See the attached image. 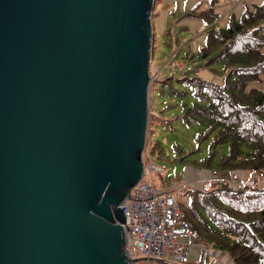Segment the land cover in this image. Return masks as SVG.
<instances>
[{
  "label": "water",
  "instance_id": "obj_1",
  "mask_svg": "<svg viewBox=\"0 0 264 264\" xmlns=\"http://www.w3.org/2000/svg\"><path fill=\"white\" fill-rule=\"evenodd\" d=\"M155 0H0V264H135ZM160 262V261H158Z\"/></svg>",
  "mask_w": 264,
  "mask_h": 264
},
{
  "label": "trees",
  "instance_id": "obj_2",
  "mask_svg": "<svg viewBox=\"0 0 264 264\" xmlns=\"http://www.w3.org/2000/svg\"><path fill=\"white\" fill-rule=\"evenodd\" d=\"M193 14L188 11L184 16ZM196 17L201 19L202 29L206 27L201 33L203 42L194 51L190 49L193 44L188 45L180 55L183 64L175 66L180 70L171 66L183 45L175 36L176 30L164 33L173 56L165 63L166 74L160 67L152 74V117L148 122L145 162L149 154L164 157L163 148L153 141L152 128L156 119L163 121L158 114L166 118L165 111L172 108L167 104L155 109L154 94L164 99L190 93L194 102L190 106L183 104L176 118L187 125H206L205 131L194 137L195 147L190 150V154L200 153L201 143L208 140L206 158L200 163L194 161L192 166L217 172L219 182H205L200 188L190 189L185 194L187 200L179 203L180 210L197 231L198 242L226 253L234 264H264V90L246 89L248 83L264 77V4L246 8L238 18L228 15L223 27H217L220 17L211 8ZM200 67L222 76L221 84L201 79ZM164 121L170 124L172 120ZM223 145L226 153L218 155L217 148ZM173 150L177 151L175 145ZM236 173L244 183L233 189L223 180ZM254 178L256 184H249Z\"/></svg>",
  "mask_w": 264,
  "mask_h": 264
},
{
  "label": "rangeland",
  "instance_id": "obj_3",
  "mask_svg": "<svg viewBox=\"0 0 264 264\" xmlns=\"http://www.w3.org/2000/svg\"><path fill=\"white\" fill-rule=\"evenodd\" d=\"M236 1V0H235ZM209 0H155L154 8H153V19H154V43H153V58L150 64V69L152 74L154 71H157L158 67L163 69V74L168 72V69L165 67V63L173 56L171 47L167 46L169 42V38L164 33L173 29L176 30L175 36L179 38V42L182 43L185 40V44L182 46L181 51L174 58V65L172 64L171 69L180 70L175 66L178 64H183L182 55L184 52L188 50V45L193 44L190 49L193 51L195 48L197 49L201 46L203 42L204 35H201L202 32L201 22L196 17V14L192 16H184L190 8L194 6H198L200 8H206V4H208ZM262 4V3H261ZM195 15V16H194ZM220 20L224 18V15L218 14ZM226 23L224 20L223 23L218 21L217 27H223ZM163 32V33H162ZM162 33V34H161ZM176 47L174 48V50ZM264 51V47L262 49ZM176 51V50H175ZM200 77L202 79L210 80L213 83L221 84L223 78L222 76H215L210 74L200 67ZM175 72V71H174ZM155 77V75H153ZM176 88H181L180 85L175 84ZM257 89L259 91L264 90V77H261L258 81H252L248 83L246 89ZM151 89V88H150ZM188 91V89L186 88ZM150 93V92H149ZM152 93V92H151ZM151 93L149 94V121L152 114L150 113V101H151ZM153 99V107L155 109H159L164 107L167 104H171L172 108L165 111L166 118H169L171 123L168 121L165 122L166 118L161 114L160 117L163 121L160 122L159 119L155 120V125L152 130L153 133V141H158L161 148H163L162 158H157V153L154 155L147 156L148 166H155L160 168L162 171L151 172V179L148 173L146 172L145 178L153 183L155 187H158L162 190L170 189L171 194L176 199L178 203L185 202L187 197L185 194L188 193L190 189L200 188L201 185L205 182H219L217 172L197 169L192 166L194 161L202 162L204 158H206V149L209 144V141H203L200 145L201 152L198 154H190V150L195 147L193 143V139L196 135L202 134L205 131L206 125L199 124L197 122H193L190 125L183 123L180 118H176L181 114L182 105L186 104L190 106L194 99L190 93L182 97H172L167 98L160 96L157 98V94H154ZM152 106V105H151ZM168 120V119H167ZM148 129H147V137L146 142L148 141ZM175 145L177 151L173 150V146ZM143 152V161L145 162ZM226 153V145L217 148L218 155H225ZM213 167V166H212ZM211 172L213 175H211ZM236 177V178H234ZM257 179V176H255ZM255 178L253 181H250L249 184L255 182ZM221 180V179H220ZM242 177L236 175L231 177L228 174V177L223 180V182L228 183L229 186L233 189H236L240 184L242 185L244 182L242 181ZM170 184L173 187L170 188ZM245 186V185H244ZM243 187V186H241ZM139 256H136L138 258ZM171 258L168 257L167 260ZM195 260V258H193ZM135 264H147L146 261L137 262ZM148 264H167L166 262L159 263L157 261H150Z\"/></svg>",
  "mask_w": 264,
  "mask_h": 264
},
{
  "label": "built area",
  "instance_id": "obj_4",
  "mask_svg": "<svg viewBox=\"0 0 264 264\" xmlns=\"http://www.w3.org/2000/svg\"><path fill=\"white\" fill-rule=\"evenodd\" d=\"M152 171L162 170L145 163L141 180L130 191L129 203L123 204V228L129 256L167 264H213L218 261L219 251L198 244L197 231L184 219L170 189L155 187L145 178L147 172L151 179ZM195 255L197 259L191 263ZM168 257L171 259L167 260Z\"/></svg>",
  "mask_w": 264,
  "mask_h": 264
},
{
  "label": "crops",
  "instance_id": "obj_5",
  "mask_svg": "<svg viewBox=\"0 0 264 264\" xmlns=\"http://www.w3.org/2000/svg\"><path fill=\"white\" fill-rule=\"evenodd\" d=\"M261 3L264 4V0H236V1L235 0H209L208 4H206L207 5L206 8H204V9L200 8L199 7L200 5H198V6H194V7L190 8L188 11L192 12L194 14H198L199 12L201 13L203 11H207V8L208 9L211 8L212 13L217 14V15L220 13L221 15H224V18H222L221 20L219 19V22L223 23L224 20L227 19L228 15L231 14V15H234L235 18H238L241 16V14L244 12V10L246 8H251V7H254L256 5H261ZM198 21L201 22V19H199ZM153 22H154V19H153ZM202 27H203V23L201 22V28ZM203 29H206V27ZM203 29H202V31H203ZM184 44H185V40L182 42V45H184ZM211 175H212V173H211ZM261 177L264 178V174ZM198 244L200 246H203V247L205 246L204 242H198ZM193 258H195V260H193ZM196 259H197V255L192 257L191 263H195ZM213 264H234V262L226 253L219 251V260L214 262Z\"/></svg>",
  "mask_w": 264,
  "mask_h": 264
}]
</instances>
